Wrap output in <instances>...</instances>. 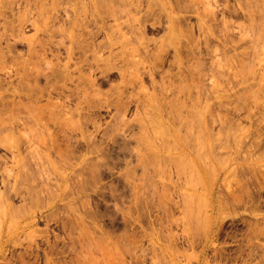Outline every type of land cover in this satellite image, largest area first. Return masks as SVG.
I'll return each mask as SVG.
<instances>
[{
	"label": "rangeland",
	"instance_id": "obj_1",
	"mask_svg": "<svg viewBox=\"0 0 264 264\" xmlns=\"http://www.w3.org/2000/svg\"><path fill=\"white\" fill-rule=\"evenodd\" d=\"M0 264H264V0H0Z\"/></svg>",
	"mask_w": 264,
	"mask_h": 264
},
{
	"label": "bare ground",
	"instance_id": "obj_2",
	"mask_svg": "<svg viewBox=\"0 0 264 264\" xmlns=\"http://www.w3.org/2000/svg\"><path fill=\"white\" fill-rule=\"evenodd\" d=\"M157 108V107H156ZM158 110L160 109V108H157ZM157 112V111H156ZM160 112V110L158 111V113ZM177 114V112L174 114L175 116H177L178 117V115H176ZM198 116H199V118L200 119H202V117L198 114ZM178 119H183V118H178ZM178 119H177V121H178ZM157 120V119H156ZM180 120H179V122H180ZM172 132H173V135H176V137H178L179 136V133L175 130V131H173V130H171ZM157 131H155V133H156ZM157 134V133H156ZM162 135V134H161ZM149 139V138H148ZM147 139V140H148ZM150 140V139H149ZM179 141L180 142H182V139L180 140L179 139ZM210 151H211V149H210ZM182 153H185V150L183 149L182 150ZM193 165L198 169L199 168V166L198 165H196L195 164V161L193 162ZM209 205H211V207H212V213H214V211H216V209H218V208H216V207H218V205H217V203L216 202H213V203H211V202H209ZM215 218H216V220H217V216L216 217H214V214H211V215H209L208 214V223L210 224L209 226H211V228L212 227H215ZM8 239H12V237L10 238V236H7L6 237V239H5V241H7Z\"/></svg>",
	"mask_w": 264,
	"mask_h": 264
}]
</instances>
